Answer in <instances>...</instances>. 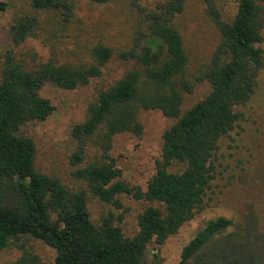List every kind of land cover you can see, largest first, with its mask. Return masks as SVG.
Returning a JSON list of instances; mask_svg holds the SVG:
<instances>
[{"label": "trees", "instance_id": "trees-1", "mask_svg": "<svg viewBox=\"0 0 264 264\" xmlns=\"http://www.w3.org/2000/svg\"><path fill=\"white\" fill-rule=\"evenodd\" d=\"M79 1H124L125 45H109L93 26L85 27ZM202 1L219 42L194 74L176 23L186 0H31V11L13 22L11 46L0 57V252L19 249V264H31L26 244L38 240L55 251V264H148L149 245H164L194 219L214 180L220 142L238 124V108L251 100L264 70V0H238L232 21L217 0ZM8 7L0 0V12ZM29 41H39L49 56L42 60L23 50ZM114 61L129 68L99 92L87 119L71 130V175L88 191L74 190L37 171L36 144L23 129L55 111L41 95L46 85L69 91L87 86ZM204 82L211 92L183 113L185 95ZM149 110L176 122L163 133L162 158L143 190L122 179L112 151L119 134L142 137L139 115ZM175 164L184 169L172 172ZM89 194L111 208L97 223L90 218ZM122 196L159 205L139 215L133 237L123 231L124 216L113 211L124 209ZM234 225L223 217L208 221L184 247L181 264H201L212 241Z\"/></svg>", "mask_w": 264, "mask_h": 264}, {"label": "rangeland", "instance_id": "rangeland-1", "mask_svg": "<svg viewBox=\"0 0 264 264\" xmlns=\"http://www.w3.org/2000/svg\"><path fill=\"white\" fill-rule=\"evenodd\" d=\"M3 1L9 7L0 12V57L11 46L9 29L13 22L31 11V0ZM150 1L145 0L146 3ZM217 3L224 19L232 21L238 0H217ZM78 15L85 27L93 26L109 45L122 47L127 42L124 1L108 5L79 1ZM176 23L190 57L189 72L194 74L209 62L219 42V32L207 15L202 0H186L185 11ZM261 47L264 49V43ZM23 50L36 51L42 60L49 56V50L39 41H29ZM128 68V65L114 61L102 77L91 80L87 86L71 91L51 85L43 88L41 95L50 100L55 111L45 121L29 123L23 129L24 134L36 144L37 171L60 178L74 190L88 191L71 175L76 170L70 163V156L76 150L71 130L87 119L89 106L96 101L99 92L112 86ZM210 92L208 83L197 84L193 93L185 95L182 112ZM238 111L241 113L238 124L220 142L214 162V180L202 209L164 245H149L146 253L148 264H181L184 247L208 221L220 217L233 220L235 225L212 241L204 251L206 258L201 264H264V70L251 100ZM139 120L144 127L142 137L128 133L117 135L112 156L122 170V179L131 186L146 190L162 158L163 133L176 120L158 110L142 111ZM183 169V165L175 164L171 171ZM88 200L90 218L97 223L111 208L90 194ZM122 203L123 210L113 211L124 216L122 228L127 237L136 235L138 217L147 207L159 206L136 201L131 196H122ZM25 252L35 259L31 264H55V251L41 241L30 240ZM22 258L24 251L16 248L0 252V264H19Z\"/></svg>", "mask_w": 264, "mask_h": 264}]
</instances>
